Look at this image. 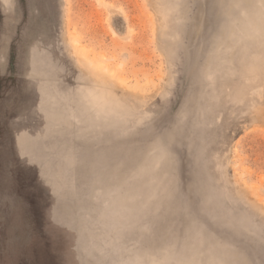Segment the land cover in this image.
Instances as JSON below:
<instances>
[{
    "label": "rangeland",
    "instance_id": "rangeland-1",
    "mask_svg": "<svg viewBox=\"0 0 264 264\" xmlns=\"http://www.w3.org/2000/svg\"><path fill=\"white\" fill-rule=\"evenodd\" d=\"M0 264H264V0H0Z\"/></svg>",
    "mask_w": 264,
    "mask_h": 264
},
{
    "label": "bare ground",
    "instance_id": "bare-ground-1",
    "mask_svg": "<svg viewBox=\"0 0 264 264\" xmlns=\"http://www.w3.org/2000/svg\"><path fill=\"white\" fill-rule=\"evenodd\" d=\"M97 66H98V68L100 70H103L105 72V74L110 76V72H109V67L108 66H106V67L102 66L101 62H99Z\"/></svg>",
    "mask_w": 264,
    "mask_h": 264
}]
</instances>
